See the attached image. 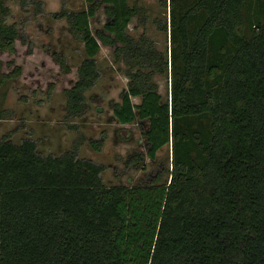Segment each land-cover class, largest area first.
I'll list each match as a JSON object with an SVG mask.
<instances>
[{"label":"trees","instance_id":"trees-1","mask_svg":"<svg viewBox=\"0 0 264 264\" xmlns=\"http://www.w3.org/2000/svg\"><path fill=\"white\" fill-rule=\"evenodd\" d=\"M85 1L60 15L86 56L66 91L69 115L85 112L101 46L114 48L130 80L114 115L148 122L152 161L172 145L170 180L107 186L105 166L78 158L81 142L56 158L33 140L3 139L0 264H264V0H163L168 20L152 21L130 0ZM101 8L107 21L94 32ZM9 12L0 1V51L14 52ZM134 19L169 34L170 58L129 34ZM155 73L170 76V98Z\"/></svg>","mask_w":264,"mask_h":264},{"label":"rangeland","instance_id":"rangeland-1","mask_svg":"<svg viewBox=\"0 0 264 264\" xmlns=\"http://www.w3.org/2000/svg\"><path fill=\"white\" fill-rule=\"evenodd\" d=\"M9 9L6 23L15 25L19 38L15 51H0V141L21 144L30 139L44 157H61L77 147L81 160L105 166L102 174L107 186L145 187L166 184L172 171V145L148 157L145 131L148 122L119 123L114 107L130 82L128 66L116 60L112 47L101 46L96 58L100 77L86 92L85 112L70 116L66 91L79 78V67L86 59L84 45L73 35L64 12L87 8L85 0H0ZM163 0H130L139 3L154 18L168 20L160 3ZM168 1V0H167ZM107 21L101 8L92 20L93 31ZM146 29L134 19L129 34L138 39L145 34L155 40L158 49L170 58L169 34L159 32L151 23ZM20 75L18 76V69ZM12 74L11 78H7ZM159 93L170 98L169 75L154 74ZM135 105L141 98H132ZM104 138L97 151L92 143ZM140 159V160H139Z\"/></svg>","mask_w":264,"mask_h":264}]
</instances>
